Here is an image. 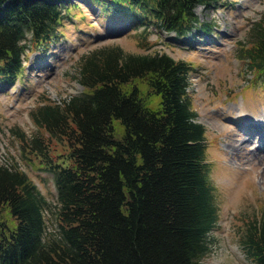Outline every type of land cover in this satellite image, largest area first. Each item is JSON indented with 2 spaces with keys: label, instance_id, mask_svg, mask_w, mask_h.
Here are the masks:
<instances>
[{
  "label": "trees",
  "instance_id": "obj_1",
  "mask_svg": "<svg viewBox=\"0 0 264 264\" xmlns=\"http://www.w3.org/2000/svg\"><path fill=\"white\" fill-rule=\"evenodd\" d=\"M77 1L0 0L1 83L15 82L26 49L46 48ZM86 1L144 33L151 24L185 39L212 30L194 6L221 0ZM245 40L235 54L253 82L264 80V10ZM75 68L80 92L30 108L32 135L14 129L21 149L53 174V208L23 170L0 161V264H199L217 205L204 127L186 90L189 61L102 43L81 53ZM43 133L63 140L59 161L50 159ZM245 214L238 243L264 264V205Z\"/></svg>",
  "mask_w": 264,
  "mask_h": 264
},
{
  "label": "rangeland",
  "instance_id": "obj_2",
  "mask_svg": "<svg viewBox=\"0 0 264 264\" xmlns=\"http://www.w3.org/2000/svg\"><path fill=\"white\" fill-rule=\"evenodd\" d=\"M103 9L86 0L69 3L70 16L58 24L48 46L26 49L21 75L12 85L0 82V161L23 170L53 208L52 172L36 154L21 149L14 131L30 136L36 130L29 109L42 100L59 101L79 93L81 85L73 76L77 59L102 43L186 59L191 65L186 90L195 120L204 127L205 159L217 205L215 226L199 264H255L240 247L236 230L238 218L264 205V146L253 141L255 136L264 139V80L253 82L252 71L235 52L246 42L249 24L264 10V0L197 4L198 20L208 22L212 30L188 33L185 39L151 24L144 33L121 13ZM43 135L50 159L59 161L66 151L63 140ZM43 214L46 229L52 231L53 215L49 210Z\"/></svg>",
  "mask_w": 264,
  "mask_h": 264
},
{
  "label": "bare ground",
  "instance_id": "obj_3",
  "mask_svg": "<svg viewBox=\"0 0 264 264\" xmlns=\"http://www.w3.org/2000/svg\"><path fill=\"white\" fill-rule=\"evenodd\" d=\"M252 131V130H251ZM253 141H256L257 142V145L261 146L263 145L264 146V139L261 138L260 136H255L253 137ZM260 143V144H259Z\"/></svg>",
  "mask_w": 264,
  "mask_h": 264
}]
</instances>
